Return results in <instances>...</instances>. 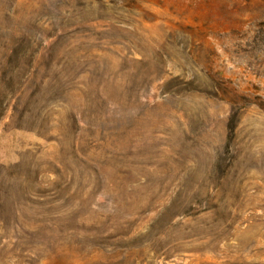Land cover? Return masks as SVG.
Here are the masks:
<instances>
[{"label":"rangeland","instance_id":"374dc122","mask_svg":"<svg viewBox=\"0 0 264 264\" xmlns=\"http://www.w3.org/2000/svg\"><path fill=\"white\" fill-rule=\"evenodd\" d=\"M0 264H264V0H0Z\"/></svg>","mask_w":264,"mask_h":264}]
</instances>
